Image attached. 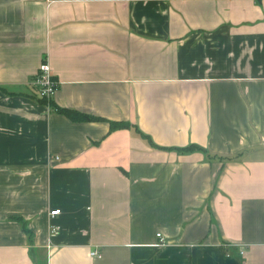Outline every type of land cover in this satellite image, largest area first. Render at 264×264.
Instances as JSON below:
<instances>
[{"label": "crops", "instance_id": "obj_1", "mask_svg": "<svg viewBox=\"0 0 264 264\" xmlns=\"http://www.w3.org/2000/svg\"><path fill=\"white\" fill-rule=\"evenodd\" d=\"M0 264H264V0H0Z\"/></svg>", "mask_w": 264, "mask_h": 264}, {"label": "built area", "instance_id": "obj_2", "mask_svg": "<svg viewBox=\"0 0 264 264\" xmlns=\"http://www.w3.org/2000/svg\"><path fill=\"white\" fill-rule=\"evenodd\" d=\"M35 84L40 91L42 98H52L57 89L58 82H56L52 76L51 68L48 63L44 62L40 67V73L36 78ZM60 213V210L53 211L52 216H55ZM158 237H161V234H158ZM97 253H93V256H96Z\"/></svg>", "mask_w": 264, "mask_h": 264}]
</instances>
